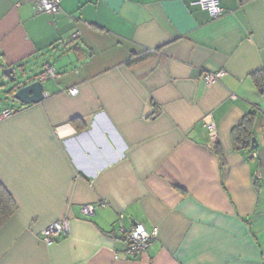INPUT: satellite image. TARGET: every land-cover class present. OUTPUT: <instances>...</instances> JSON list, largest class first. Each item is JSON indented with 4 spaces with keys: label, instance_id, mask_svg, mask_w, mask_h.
<instances>
[{
    "label": "crops",
    "instance_id": "1",
    "mask_svg": "<svg viewBox=\"0 0 264 264\" xmlns=\"http://www.w3.org/2000/svg\"><path fill=\"white\" fill-rule=\"evenodd\" d=\"M34 1L0 0V115L16 111L0 119V185L16 204L0 264H264V94L252 77L264 0H218L217 18L195 0H61L55 15ZM9 66L53 67L45 99L11 105ZM247 114L258 148L232 136ZM63 220L69 233L48 243ZM135 223L158 237L127 257Z\"/></svg>",
    "mask_w": 264,
    "mask_h": 264
},
{
    "label": "built area",
    "instance_id": "2",
    "mask_svg": "<svg viewBox=\"0 0 264 264\" xmlns=\"http://www.w3.org/2000/svg\"><path fill=\"white\" fill-rule=\"evenodd\" d=\"M61 0H35L34 7L38 12H47L50 14H58L61 10ZM194 4L200 5L204 10H207L213 18L220 17L224 10L221 7L218 0H195ZM74 37H78V33L74 34ZM227 72L221 70L218 72H205L204 79L208 85H212L220 81ZM56 76V71L53 67L47 66L43 74L41 75L42 80L50 79ZM68 92L71 95H76L79 93L78 87H71L68 89ZM16 111L12 109H5L1 115L0 119H5L13 114ZM203 123L209 136L213 141H216L218 138V128L214 120L212 113H207L203 117ZM95 211V205L86 204L83 207V213L86 215H92ZM70 231V224L67 220L56 221L47 226L43 232L44 238L48 243L54 242L56 238H59L63 235H67ZM125 236L129 241V247L127 249V257H138L144 251H146L153 241L158 237V230L154 229L148 231L143 224L135 223L130 229L124 232Z\"/></svg>",
    "mask_w": 264,
    "mask_h": 264
},
{
    "label": "water",
    "instance_id": "3",
    "mask_svg": "<svg viewBox=\"0 0 264 264\" xmlns=\"http://www.w3.org/2000/svg\"><path fill=\"white\" fill-rule=\"evenodd\" d=\"M2 75L7 79L1 86L8 87L5 91L13 100L23 104H35L45 99L44 81L41 75H31V73L20 66L19 70L14 67H5L1 71ZM257 138H252V147L258 148Z\"/></svg>",
    "mask_w": 264,
    "mask_h": 264
},
{
    "label": "trees",
    "instance_id": "4",
    "mask_svg": "<svg viewBox=\"0 0 264 264\" xmlns=\"http://www.w3.org/2000/svg\"><path fill=\"white\" fill-rule=\"evenodd\" d=\"M149 54H151V52H147L146 55L136 57L130 63L132 64L143 60ZM252 77L260 92L264 94V70H258L253 72ZM253 123L254 116L252 114H247L238 124L234 125V127L232 128L233 139L239 148L248 147L252 144ZM218 153H221L220 149H218ZM15 209L16 204L13 201L11 195L3 186L0 185V227L15 212Z\"/></svg>",
    "mask_w": 264,
    "mask_h": 264
},
{
    "label": "rangeland",
    "instance_id": "5",
    "mask_svg": "<svg viewBox=\"0 0 264 264\" xmlns=\"http://www.w3.org/2000/svg\"><path fill=\"white\" fill-rule=\"evenodd\" d=\"M9 97V96H8ZM10 100H8L9 101V103L11 104V105H16V103L18 102V101H16V100H13L12 98H9Z\"/></svg>",
    "mask_w": 264,
    "mask_h": 264
}]
</instances>
